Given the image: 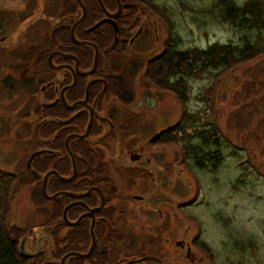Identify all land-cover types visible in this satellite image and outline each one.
<instances>
[{
  "label": "rangeland",
  "instance_id": "rangeland-1",
  "mask_svg": "<svg viewBox=\"0 0 264 264\" xmlns=\"http://www.w3.org/2000/svg\"><path fill=\"white\" fill-rule=\"evenodd\" d=\"M24 2L0 0V10ZM59 2L63 19L72 7L65 0ZM134 2L138 3L134 32L144 24L147 34L128 48L125 58L105 52L102 65L114 80L108 94L104 90L96 99L103 104L112 100L111 109L121 101L126 106L120 109L112 136L94 135L90 148L102 168L99 174L113 175L119 198H127L128 206L121 203L123 213L115 217V228L122 232L112 235L109 256L121 259L126 251L140 256L158 249L167 264H264V54L233 64L219 75L213 70L189 77L181 99L176 91L160 89L156 80L146 76L170 42V27L183 49L215 42L242 44L245 31L218 14L216 0ZM76 7L81 10L77 0ZM26 26L16 23L12 28L22 33ZM17 39L0 41V169L32 179L17 187L13 201L11 220L22 230L20 244L22 235L44 225L53 210V203L39 195L41 177L32 176L27 160L40 147L34 136L40 120L34 111L44 97L36 91L55 77L47 58L57 38H42L45 59H28V63L23 58V66L29 67L27 78H33L30 85L20 77L19 59L8 55V45ZM58 39L64 43L65 38ZM30 44L29 52L35 49ZM120 75L125 84L118 81ZM125 91H134L130 103L124 100ZM133 140L135 145L129 146ZM132 147L151 162L131 161L128 148ZM216 155L221 157L217 167L212 161ZM133 194L144 198L134 199ZM179 240L192 243L191 256L187 247L176 244ZM51 243L42 245L48 251ZM34 248L29 240L28 249Z\"/></svg>",
  "mask_w": 264,
  "mask_h": 264
},
{
  "label": "flooded vegetation",
  "instance_id": "flooded-vegetation-1",
  "mask_svg": "<svg viewBox=\"0 0 264 264\" xmlns=\"http://www.w3.org/2000/svg\"><path fill=\"white\" fill-rule=\"evenodd\" d=\"M23 1L25 2L19 6L13 5L5 10H0V33L3 31L0 41H5L6 38H18L8 45V55L10 58L14 55L21 62L18 70L20 77L24 79V83L30 85L33 78L31 80L27 78L29 67H24L23 61L26 59L29 63L28 59L31 61L33 59H45L42 38H57L56 45L47 58L51 70L55 71V77L50 79L48 84L41 86L38 92L36 91V93H42L44 97L41 104L39 103L40 106H37L34 111L40 120L34 131V136L40 146L38 150H44L36 157H39L40 172L33 168V163L32 168H28L32 175L41 177V192L47 201L53 203V210L48 213L49 217L44 225H36L22 235L19 250L25 258L26 264H167L164 255L155 251L158 249L140 256L132 255L126 251L128 254L121 259H114L109 256L108 244L110 241H115L112 235L122 232V228H115V217L122 215L121 207L123 204L128 206L127 198H119V185L117 186L116 179L112 178L113 175L105 174L106 171L99 174L98 170L102 168L99 163H96L90 149L91 138L94 135L102 136L105 133L103 137L106 139L112 136L121 118L119 116L120 109H124L126 106L125 102L121 101L117 107L111 109L112 100L104 104L96 102L102 91L105 90L108 94L110 81L114 80L111 77V72L103 67V63L100 64V58H103L105 52L110 54V51L125 58L128 48L134 45L141 36L145 37L147 28L144 24L134 32L138 22L134 19L136 18L138 3L134 0H111L108 4L104 0H101L102 3L99 0H82L86 14L84 19L75 27V38L80 41H91L97 45L103 42V38L105 40L108 38L109 42L106 47L103 45L104 48L102 49L98 45L97 68L93 73L85 75L77 71V62L73 58L57 53L52 58L54 66L49 61L50 55L57 51L78 57L75 52L62 49L72 46L62 34L69 30V38L73 43L79 45L82 51L90 53L91 50L88 48L94 49V63L95 48L90 44L77 43L71 34L74 24L84 14V8L79 1L77 0V4L81 7V12L76 7V0H65L64 4L67 6L70 3L69 6L72 9L64 14L63 19L60 18L59 14V0ZM46 9L48 10L47 13L45 12ZM71 21V27H66V24ZM50 22L52 23V30L46 31ZM16 23L27 25L22 33H16V28H12ZM8 29L9 31H7ZM58 38H65L64 43H61ZM29 44L32 49L35 48L31 52L28 50ZM113 58L115 59V57ZM78 59L80 72L84 73L93 68V64L88 68H82L80 58L78 57ZM66 65H72L76 70H72ZM75 74L77 75L75 85L68 87L75 81ZM13 75L15 74H8V77L11 78ZM120 77L122 78V75ZM79 81H81L80 84ZM11 85L12 83H9L8 86ZM65 87L67 88L64 91V98L67 104L63 102L61 96ZM78 101L85 103H78L74 108L69 107ZM51 103L54 104L49 105ZM92 110L94 116L89 134L81 137L79 135H85L88 132ZM103 112L104 114H102ZM154 139L156 141V136ZM133 145H135L134 140L129 143V146ZM71 153L74 154L75 162ZM128 156L131 161L145 160L148 164L151 162L150 157H144L143 152L134 150L133 147L128 148ZM75 169L76 176L69 179L74 175ZM51 170L57 171L64 177V179L60 178L56 174H51L48 177L47 193L49 196L56 194L54 198L46 197L43 192L45 174ZM60 181L72 183V189H62ZM78 187L81 189L78 190ZM88 191L89 193L82 197L71 195ZM132 197L134 199L144 198L143 195L135 194ZM68 206L70 207L65 215ZM93 209H95L94 213H92ZM76 210L79 212L77 213ZM92 229L94 236H92ZM39 233L41 235L36 238L35 235L38 236ZM79 234H85V236L77 237ZM29 240L32 244L34 243L33 252L28 249ZM49 240L52 243L47 251L42 242H49ZM94 242L95 246L92 252L87 256L81 255L90 252ZM166 242L168 244L172 242L169 235L166 236ZM176 244L187 247L189 256L192 255V243L179 240ZM145 257L151 258L143 259Z\"/></svg>",
  "mask_w": 264,
  "mask_h": 264
},
{
  "label": "trees",
  "instance_id": "trees-1",
  "mask_svg": "<svg viewBox=\"0 0 264 264\" xmlns=\"http://www.w3.org/2000/svg\"><path fill=\"white\" fill-rule=\"evenodd\" d=\"M104 1L106 4L111 2V0ZM216 6L218 14L225 21L232 24L236 29L245 31L244 38L246 39L242 40V44L215 42L208 47L183 49L179 45V36L173 33V28L170 27L168 36L170 42L167 44L163 54L157 58V67L152 71L149 68V72L146 74L150 80H156L158 88L168 91L174 90L182 99L185 93L183 84L189 77L202 75L213 70L218 71L219 75L233 64L251 61L264 54V0H245L243 3H239L236 0H216ZM155 7L157 10L158 7ZM158 11L160 12V10ZM251 32L254 33V36H250L249 33ZM66 36L72 46L62 49L75 52L80 58L82 68L90 67L93 64L94 49L88 48V50H91L90 53L82 51L79 45L73 43L69 38V30L65 34ZM108 43V38L106 40L103 38V43H98V45L102 49ZM85 48L87 49V47ZM102 60L101 57L100 64L103 63ZM136 69L133 70V76L136 75ZM125 79L119 78L118 81H122V84H125L127 82ZM78 83L80 84L81 81ZM115 86H118L117 81ZM126 89L129 91L128 86ZM133 92L126 93L125 91L124 100L127 103L134 100ZM61 140H63L62 137ZM212 158L214 166L217 167L221 157L216 155L212 156ZM33 168L40 172L39 157L34 160ZM32 176L39 178V176ZM31 182V178L22 176L19 178L7 170L0 169V264H26L25 258L19 250V236L22 230L15 223H12L11 217L13 201L19 191L17 187L21 188ZM60 183L62 189H72L73 187L72 183L61 181ZM77 189L80 190L81 187ZM37 191L43 200L47 201L43 197L40 186ZM76 211L77 213L79 212V210ZM79 236L84 237L85 234L77 235V237Z\"/></svg>",
  "mask_w": 264,
  "mask_h": 264
},
{
  "label": "water",
  "instance_id": "water-1",
  "mask_svg": "<svg viewBox=\"0 0 264 264\" xmlns=\"http://www.w3.org/2000/svg\"><path fill=\"white\" fill-rule=\"evenodd\" d=\"M78 1H79V3H80V4L83 6V8H84V14H83V16L78 20V22H76V23L74 24V26H73V28H72V33H71V34H72V38H73V40H75L77 43L90 44V45H92V46L95 48V57H94L93 68H92L90 71H87V72L82 73V72H80V69H79V59H78V57L73 56V55H69V54H66V53H63V52H59V51L52 53V54L50 55V57H49V61H50V64L54 66V64L52 63V58L54 57L55 54L60 53V54H62V55H64V56H67V57H70V58L75 59L76 62H77V64H76V69H77V71H78L80 74H85V75H87V74H91V73H93V72L96 70V68H97V65H98V59H99V47H98V45H97L96 43H94V42H91V41H80V40H77V39L75 38V35H74L75 27H76V25H77L78 23H80V22L84 19V16H85V14H86V8H85V6L83 5L82 0H78ZM99 1L102 3L101 0H99ZM66 66L69 67V68H71L72 70H76V69H74V67H73L72 65H66ZM56 67H61V66H56ZM74 78H75V81L73 82V84H71V85L68 86V87H71V86H74V85H75V83H76V79H77V75H76V74H75V77H74ZM66 88H67V87H65V88L62 90V94H61V96H62V100H63V102H64L65 104H67V102H66V100H65V98H64V91H65ZM78 103H85V102H84V101H78V102H75V103L72 104V105H69V107H70V108H74L75 105L78 104ZM52 104H54V103H51V104H49V105H52ZM93 116H94V112H93V110H92V116H91V119H90V122H89L88 132H87L85 135H79V136L82 137V136H86V135L89 134V131H90L91 126H92ZM77 136H78V134H77ZM68 139H69V138H68ZM67 142H68V140H67ZM43 152H44V150H40V151L37 150V151H34V152L31 154V156L29 157V159H28V161H27V167H28L29 169L32 168V163H33L34 159H35L37 156H39L41 153H43ZM70 152H71V151H70ZM71 155H72V158H73V161H74V154L71 153ZM74 162H75V161H74ZM33 171H34V170H33ZM51 174H56V175H58L60 178H63V179H64V177H62V176H61L57 171H55V170H51V171H49V172H47V173L45 174V177H44V183H43V192H44L45 196L48 197V198H54V197L56 196V194H55V195H52V196H49L48 193H47V189H46V187H47L48 177H49ZM75 176H76V169H75V173H74V175H73L71 178H69V179H73ZM88 193H89V191H88V192H85V193H78V194H74V193H73V194H71V195L74 196V197H82V196L87 195ZM69 207H70V206H68V207L66 208V210H65V215H66V211L68 210ZM94 210H95V209L92 210V213H94ZM93 217H94V216H93ZM93 232H94V231H93V229H92V236H94V233H93ZM94 246H95V242H94V244H93L92 249L90 250V252H88V253H86V254H81V255H83V256H87V255H89V253L92 252ZM148 258H151V257H145V258H143V259H148Z\"/></svg>",
  "mask_w": 264,
  "mask_h": 264
}]
</instances>
